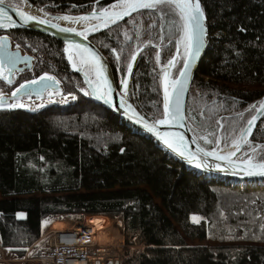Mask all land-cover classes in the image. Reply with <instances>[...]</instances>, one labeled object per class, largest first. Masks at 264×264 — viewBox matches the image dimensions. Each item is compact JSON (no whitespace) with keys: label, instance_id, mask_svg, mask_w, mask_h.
Returning <instances> with one entry per match:
<instances>
[{"label":"trees","instance_id":"16d2710c","mask_svg":"<svg viewBox=\"0 0 264 264\" xmlns=\"http://www.w3.org/2000/svg\"><path fill=\"white\" fill-rule=\"evenodd\" d=\"M27 1L44 12L77 15L116 0ZM199 3L209 42L185 113L197 142L219 150L237 140L256 113L250 106L264 95V0ZM167 11L142 9L91 37L119 73L128 101L152 121L163 117L165 66L176 58L169 71L175 80L184 60L176 43L182 22ZM2 35L34 61L12 83L3 74L0 91L47 73L75 99L38 109L0 107V249L22 257L42 237L45 220L76 224L102 216L109 220L104 230L125 246L120 264H264V179L219 178L188 168L93 102L61 41L24 29ZM244 147L264 161V114Z\"/></svg>","mask_w":264,"mask_h":264},{"label":"water","instance_id":"95a60500","mask_svg":"<svg viewBox=\"0 0 264 264\" xmlns=\"http://www.w3.org/2000/svg\"><path fill=\"white\" fill-rule=\"evenodd\" d=\"M25 2L32 8L36 10H42L41 8H38L31 4L27 0H23V5L21 7L15 6L7 0L3 4H0V8H3L7 12V17L2 19V23L5 24V27H0V31L6 32L10 30H15V29H24V30H30L33 32H37L52 38H55L59 41H61L64 44V49L66 47L70 48V45L72 46L71 48L83 52V47H87L97 53V55L101 58V64L103 65L104 68V76L107 78L108 81V87L112 89L111 91V98L108 102H105L104 100H100L97 98V95L93 94L94 89L97 88L96 83H94L89 76L85 75V71L82 70V68L77 67L80 70L74 69L69 61L67 60L70 68L72 69L73 72H75L79 77L81 78L83 84L85 85L90 98L92 99L93 102L96 104H99L103 106L104 108L108 109L115 115H117L119 118L122 120L128 122L129 124L133 125L136 129L140 130L144 134H147L150 136L158 145L163 148L170 156L174 157L175 159L179 160L183 164H185L188 168L193 169L198 171L199 173H206L208 175L216 176L219 178H231L234 180H255V179H264V175H248L247 173L249 171H258L257 169H250L246 161H226L219 159L216 157V155H211L207 156L205 153H209L213 151L207 150L204 147H202L195 137L192 135V132L188 126L187 118H186V100H187V95L189 88L191 86V83L193 81V78L195 74L197 73V70L199 69L200 65L202 64L208 42H209V34H208V22L204 16L203 19V25L205 28V35H204V43L201 46L200 50V55L194 60L192 67L190 69L189 75L187 82L185 84V90L182 93L180 97V103H181V109H182V114L184 116V119L179 121V122H174L172 124H156L155 121L162 119L159 118L157 120H150L140 114L134 107L133 105L128 101L126 98V94L124 92L123 87H121V77L119 73L115 70L113 67L110 59L107 57V55L102 51V49L94 42L92 41L91 37L98 33L101 32L117 23H120L136 12H133L130 16H125L123 19L116 21L115 23H110L108 27H103L100 26L98 30L93 31L92 26L94 25H100L101 21L97 19H92L91 14L95 11L97 14H99V11L101 10H92L90 12L86 13H81L77 15H69V14H63V13H48L47 14V19H41L37 18V20H44L45 23L41 24L38 22L34 21H29L27 24L24 22V18L19 15L20 12H24L27 15H31L27 11V7L25 6ZM112 3L109 6H106L102 9H109L113 4ZM201 6V5H200ZM142 10V9H140ZM139 10V11H140ZM33 16V15H31ZM63 16H69V17H90L88 20H72L75 23H81L83 25H86L83 29H77L74 27H70L67 25H64L62 22L66 23H72L71 19L69 20H64V19H58V17H63ZM14 25V26H13ZM52 25H57V27H52ZM59 28H72L75 29V32H69V33H64L60 32ZM77 33H84V35H78ZM85 36L87 37L85 39ZM0 71L6 75L8 80L13 81V76L19 72H22L24 70H30L33 66V61H34V56L29 54V53H23L20 48H13L11 39L6 36L2 35L0 36ZM80 46V47H77ZM87 54V53H86ZM11 69V71H9ZM171 67L167 68V71L169 73ZM182 69V68H181ZM180 73V72H179ZM44 76V75H42ZM51 77H54L52 75H49ZM41 77V76H40ZM39 77V78H40ZM39 78L35 79L38 80ZM180 78L179 74L176 79ZM55 81H58V83H54L51 81H44V84H51L50 87L45 89L43 87V84H35L31 85L29 84L25 89H23L16 97H13L12 95L10 98L12 99H19L23 97H42L48 92H55V91H61L62 87L60 84V81L55 78ZM89 81H92L93 83L90 84ZM26 83V82H24ZM19 87V86H18ZM17 87V88H18ZM16 88V89H17ZM15 89V90H16ZM171 91V90H170ZM7 102L9 101V97L3 96ZM163 100H164V87H163ZM174 100V97H173ZM123 101V106L122 105ZM264 101V95L262 96L261 100L259 102H255L253 105H256L257 107L259 106L260 102ZM130 106V108H129ZM133 111L137 115H133ZM164 111V108H163ZM264 113L258 112L256 110V113L254 116L257 117L255 121V126L261 119ZM143 118L140 123H137V119ZM252 119V118H251ZM145 123L148 124L150 127L155 126L158 132L161 134H167L168 138L170 140L175 141V146L176 147H181L178 141H176V137L182 135L184 137V142L183 146L181 147V150L185 151V156L181 157L177 152L173 151L171 148L167 147L163 141L157 136L156 132L149 131L147 128H145ZM248 126H245L244 129H246ZM254 126V127H255ZM254 127L252 129V132L254 130ZM243 129V130H244ZM251 132V133H252ZM250 134H247L245 136V139L249 140ZM238 144H239V150H236L237 156L241 153L242 149L244 148V145L246 143H243L242 139V132L238 137ZM190 154H195L196 159L193 160L192 162H189L187 159V156ZM253 164H259V163H264V161H255L252 162ZM197 164H200V167H197ZM107 264H120L118 261H115L112 263L111 261H108Z\"/></svg>","mask_w":264,"mask_h":264},{"label":"snow or ice","instance_id":"6c2138e0","mask_svg":"<svg viewBox=\"0 0 264 264\" xmlns=\"http://www.w3.org/2000/svg\"><path fill=\"white\" fill-rule=\"evenodd\" d=\"M5 0H0V4H3ZM164 6H167L168 11L164 13V15H168L169 13H177L180 17V21L182 22L180 25V32L181 36L176 43L182 44L184 48V60H183V66L180 70L178 79L171 80L169 79V73L167 71L168 67L175 66L176 58L174 57L172 60L168 61L167 66H165L164 69V75H163V87H164V100H163V118L155 121L156 124H172L174 122H179L184 119V116L182 114L181 109V103H180V97L182 93L185 90V84L188 79V75L190 72V69L192 67V64L194 60L200 55L201 46L204 43V35H205V28L203 25V19H204V13L200 6L199 0H116V3L111 6L109 9H101L99 11V14H97L95 11L91 14L92 19H97L101 21L100 25H94L92 26V30L96 31L99 29L100 26L108 27L110 23H115L118 20L123 19L125 16H130L133 12H138L140 9H160L161 11L164 10ZM19 15L24 18L25 24H27L29 21H34L38 23H45L44 20H37L36 17L27 15L24 12H20ZM7 17V12L0 8V27H5L6 25L2 23V19ZM90 17H69V16H63L58 17V19H74L76 21L80 20H88ZM14 26V25H13ZM52 27H57V25H52ZM60 32L69 33V32H75V29L72 28H59ZM78 35H84V33H77ZM87 37L85 36V39ZM2 43V41H0ZM72 46L70 45V48ZM80 47V46H77ZM67 50V49H66ZM83 53H87V56L85 57L83 54L80 55V64L87 65L91 71H95L96 73V85L97 88L94 89L93 94L97 95V98L100 100H104L105 102H108L111 98V91L112 89L108 87V81L107 78L104 76V68L101 64V58L92 51L91 49L87 47H83ZM177 54L179 55V49L177 50ZM69 60H73V55H69ZM131 59L135 61L136 55L134 54ZM157 61H159V54L156 56ZM73 67L76 68V63H73ZM132 64H128V71L131 72ZM77 70H80L77 68ZM11 71V69L9 70ZM87 76L88 73H85ZM3 74L0 73V77H2ZM4 79H8L7 77H3ZM44 81H51L54 83H58V81H55V77L49 76L47 73H45L44 76H41L38 80H31L27 81L26 83H22L19 85V87L12 93L13 97H16L18 93H20L23 89H25L29 84L35 85V84H43V87L47 89L51 86V84H44ZM8 83H12L11 80H8ZM90 84H92V81H89ZM122 83L125 86V90L127 88V81H122ZM171 89V91H169ZM87 94V93H86ZM51 95V93H50ZM174 97V100H173ZM8 106L11 108H23L25 107L22 103H13L8 104L7 100L0 95V107ZM123 106V101L122 105ZM251 108L256 109L258 112L264 113V101L260 102L259 106L256 105L250 106ZM130 108V106H129ZM133 115H137L133 111ZM242 115V114H241ZM143 118L137 119V123H140ZM257 117L253 116L251 120L248 121V126L246 129L242 130V139L243 143H248V140L244 137L247 134H250L252 132L253 127L255 126V121ZM145 128H147L149 131L156 132L157 136L163 141V143L171 148L173 151L177 152L181 157L185 156V151L181 150V147L183 146L184 137L182 135L176 137V141L179 142L181 147L175 146V141L170 140L168 138L167 134H161L157 131L155 126H149L145 123ZM221 127H223L221 125ZM205 139H207L205 137ZM234 143H237V151L239 150V144L237 141H234ZM235 153H231L230 155H234ZM207 156L214 155V153L209 152L205 153ZM219 159H224V157H218ZM187 159L189 162H192L196 159L195 154H190L187 156ZM264 159V157H262ZM246 163L248 164L250 169H257L258 171H249L248 175H264V163L259 164H253L251 158H249ZM200 164H197V167H200ZM20 216H23L22 213L18 214ZM192 220L196 223H199V218L197 216H193ZM45 223H48V221H45Z\"/></svg>","mask_w":264,"mask_h":264},{"label":"built area","instance_id":"2783aa9c","mask_svg":"<svg viewBox=\"0 0 264 264\" xmlns=\"http://www.w3.org/2000/svg\"><path fill=\"white\" fill-rule=\"evenodd\" d=\"M47 241L45 256L39 264H107L120 263L124 244L102 245L104 241L89 223H79L67 229L53 228L44 235Z\"/></svg>","mask_w":264,"mask_h":264},{"label":"rangeland","instance_id":"374dc122","mask_svg":"<svg viewBox=\"0 0 264 264\" xmlns=\"http://www.w3.org/2000/svg\"><path fill=\"white\" fill-rule=\"evenodd\" d=\"M8 1H10V0H8ZM15 6H17V5H15ZM18 7H20V6H18ZM12 46H13V48H17V46L15 44H13ZM181 50H182V57H184V55H183L184 48H183L182 44H181ZM64 55H65V51H64ZM65 58H66V55H65ZM2 74H4V73H2ZM170 90L171 89H169V91ZM14 91L7 92L5 90H1L0 95L9 97V101L7 102L8 104L22 103L25 105V107H23V108H28V109H38V108L44 107V106H46L48 104H52V103H54V104H65V103L73 101L75 99L74 95L67 96V95L62 94L61 91L48 92L47 94H45L42 97H30L29 96V97H23V98H19V99H12V98H10V96L12 95V93ZM50 93H51V95H50ZM5 107H8V106H5ZM8 108H11V107H8ZM192 135H193V133H192ZM198 138L203 140L205 143H208V140L205 139L204 136H198ZM236 141H238V138ZM236 145H237V143L233 142V144L228 146V147H223V148H220L219 150H211V151L218 153L221 157L228 156L229 158L224 157L226 159L233 160L234 158H236L237 160H240V161H247L249 158H251L252 162H255L254 150H249V148L244 147L238 156H237V154L236 155L235 154L230 155L231 153H235L234 150L237 147ZM247 150H249L250 154L247 157H244V154L247 152ZM224 154H226V155H224ZM34 195L38 196L39 194L36 193ZM0 198H1V195H0ZM86 219H87V217H85L83 222H79V223H82V224L84 222L86 223ZM54 220L55 219L45 220V221H48V223H45V221H44L42 237L39 239V241L36 243V245L34 247L28 249L27 253L24 256L15 257V256L11 255L9 252L0 249V262H2L4 264H23L22 262H26L23 260L31 259V261L33 260V262H35V264H39L38 261L36 262V260L38 258L44 257L45 252L47 250V241H46V237L44 238V235L47 234L53 228L67 229L68 225L72 227L74 225L79 224V223L73 224L72 221L67 220L66 218H63L61 223H59V222L53 223ZM107 225L108 224H106L103 228H105ZM111 232L112 231H110L108 229L107 230L103 229L101 231V233H100V231L98 232V236H100L102 234V236H100V239L104 241V243L102 242L101 244L102 245H119V244H122L120 241H118L119 237H116V239L114 241L112 240L113 234ZM192 243H207V242L206 241L200 242L198 240H195Z\"/></svg>","mask_w":264,"mask_h":264},{"label":"bare ground","instance_id":"6f19581e","mask_svg":"<svg viewBox=\"0 0 264 264\" xmlns=\"http://www.w3.org/2000/svg\"><path fill=\"white\" fill-rule=\"evenodd\" d=\"M25 6L27 7V11L33 15L34 17L36 18H43V19H47V14L46 12H42V10H36L34 8H32L31 6H29L27 4V2H25ZM74 20V19H71V21ZM64 25H67V26H70V27H74V28H77V29H83L86 25H83L82 22L81 23H75L74 21H72V23H66V22H62ZM67 49V50H66ZM65 51V55H66V59L69 61L70 65L73 67V63L75 62L76 63V68L74 69H77V67H80L82 68L83 71H85L86 73H88V76L89 78L95 83L96 81V73L95 71H91L89 69V67L87 65H82L80 64V55L83 54L85 57L87 56L86 53H83V52H80V51H76L72 48H68L66 47L64 49ZM72 54L73 55V60H69V55ZM245 138V137H244ZM237 146V145H236ZM236 150H237V147L236 149L234 150L235 152V155H236ZM214 152V151H213ZM214 154L216 155V157H221L218 153L214 152ZM226 155V154H224ZM223 157H226V158H229L228 156H223ZM222 159V160H226V161H238L236 158H234L233 160H230V159ZM87 221L89 222V224L92 225V227L94 228V230H97V233L104 229L103 227L108 224L107 222H109V220L106 218V217H102V216H92V217H87ZM102 228V229H101ZM99 233V234H100ZM102 236V234L100 235ZM124 254V253H123Z\"/></svg>","mask_w":264,"mask_h":264},{"label":"crops","instance_id":"0c3cea01","mask_svg":"<svg viewBox=\"0 0 264 264\" xmlns=\"http://www.w3.org/2000/svg\"><path fill=\"white\" fill-rule=\"evenodd\" d=\"M104 218V217H103ZM86 222L89 223L86 219ZM108 223V222H107ZM23 261H26V262H22L23 264H35V262H33V260L31 261V259H26V260H23Z\"/></svg>","mask_w":264,"mask_h":264}]
</instances>
